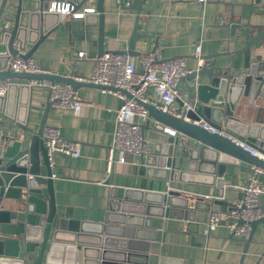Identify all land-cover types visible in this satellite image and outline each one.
<instances>
[{
  "label": "water",
  "instance_id": "water-1",
  "mask_svg": "<svg viewBox=\"0 0 264 264\" xmlns=\"http://www.w3.org/2000/svg\"><path fill=\"white\" fill-rule=\"evenodd\" d=\"M49 1L0 0V80L8 81V91L0 97V264H52L46 261V253L54 241L73 244L78 252L77 264H132L131 258L135 255L125 251L131 250L126 245L131 241L113 238L107 226L108 218L91 224L74 218L68 209L61 212L54 190V163L50 164L47 158L42 138L50 102L46 101L37 127H33L29 125L32 116L30 106L10 101V91L22 93L30 90L29 82L38 80L68 83L74 89L89 86L118 90L130 97V93L122 88L80 81L73 70L62 75L46 70L25 73L5 68L11 57H32L38 45L60 22L58 17L57 21L51 19L58 14L46 11ZM69 1L75 4V9H80L90 0ZM113 1L116 7L135 12L126 48L113 51L131 57L140 55L134 49L136 42L152 37L146 31L138 32L141 13L148 11L152 14L160 0ZM94 5L98 24L97 56H100L106 51L104 0H94ZM70 17V14L65 16L66 19ZM223 23L229 27L231 35L238 30L243 36L241 50L252 48L264 38L262 30L250 36L252 26L248 21L241 22L240 16L236 19L232 16ZM155 44L150 51L156 49ZM218 55L200 56L203 62L181 77L184 86L180 94L183 96L167 109L143 103L148 118L140 128L143 135L147 130L144 136L149 150L139 156V174L152 177L162 170L168 171V167L177 175L197 166L198 170L210 173L214 184L208 204L210 209L219 206L218 210L223 212L226 205L232 206L233 203L223 199L227 189L223 179L226 166L238 164L264 168V160L240 144L264 152V72L258 71L256 62L247 71L231 72L228 67L211 61ZM254 58L261 60L264 55H255ZM237 88L246 97L244 105L233 100ZM203 124L223 133L209 131ZM165 127L176 130V134L169 135L164 131ZM105 181L107 184L110 182ZM128 192L122 186H109L107 216L113 212L126 213L128 218L135 215L132 213L157 215L163 219L162 224L178 219L179 222L186 221L185 232L195 231L196 222L190 215L192 210L188 201L179 197V192L168 189L167 185L162 191L155 192L153 180H150L148 186L139 192L141 198L137 200L132 199ZM241 195L242 191L238 196ZM259 223H264V217L250 222L243 254ZM140 226L143 223L134 225ZM124 229L123 236L134 237L136 228L134 231ZM263 256L264 250L256 264Z\"/></svg>",
  "mask_w": 264,
  "mask_h": 264
},
{
  "label": "crops",
  "instance_id": "crops-1",
  "mask_svg": "<svg viewBox=\"0 0 264 264\" xmlns=\"http://www.w3.org/2000/svg\"><path fill=\"white\" fill-rule=\"evenodd\" d=\"M94 6V0H90L80 9H94ZM104 11L106 50L126 48L135 12L116 7L113 0H104ZM232 16L235 19L240 16L241 22L251 24L250 36L258 30L264 31V0H205L202 3L196 0H160L152 14L142 11L138 32L146 31L152 37L138 40L134 49L141 55L150 51L157 42L156 49L162 58L185 56L186 67L192 70L198 66L193 47L199 42L201 55L219 54L211 61L228 67L231 72L247 71L255 62L259 65L258 71L264 72V59L254 60L255 55H264V38L252 48L241 50L243 36L238 30L231 35L229 27L223 23ZM56 17L60 22L38 45L32 57L41 69L49 72L68 75L73 70L78 77L90 76L94 59L97 58L98 24L95 10L82 18L51 16V19L57 21ZM81 51L83 56L79 57ZM138 56H133L135 68L141 70ZM183 86L180 82V89ZM76 90L84 102L79 111L74 113L68 108L50 106L45 121V126L58 127L63 137L77 141L81 152L78 157L55 154L54 190L61 212L68 209L74 218L91 224L108 218L107 226L113 238L131 241L129 244L126 242L131 250L125 251L135 255L131 258L132 264H256L264 250V223L257 225L244 254V241L231 236L225 225L217 226L209 234L204 233L210 211L216 210V207L210 209L208 205L214 184L210 173L198 170L196 164V167L181 174L176 175L172 169H168L149 177L139 174V156L129 155L128 162L115 164L112 173L107 176L105 156L112 141L115 110L122 99L113 91L95 87L80 86ZM147 92L151 94V88ZM47 96V86L38 83L31 84L30 90H23L22 93L18 90L9 93L11 102L15 100L30 106L32 116L29 125L33 127H37ZM245 99L241 89L237 88L233 100L244 105ZM226 167L223 179L227 189L223 199L231 203L239 197L240 192L234 186H244L251 167L238 164ZM257 178L264 182V175L258 174ZM105 180L110 182L107 184ZM150 180H153L155 192L162 191L167 185L168 189L179 192V197L188 201L192 210L190 215L196 222L194 227L190 226L194 232H185L186 221L173 219L162 224L163 219L157 215L132 213L135 215L128 218L126 213L113 212L107 216L106 195L110 185L126 188L129 196L137 200L141 198L139 192L148 186ZM229 207L226 205V210ZM140 223L143 226L134 227ZM124 228L133 231L136 228L132 231L134 237L123 236ZM46 261L52 264H77L78 252L73 244L54 241L46 253ZM258 264H264V256Z\"/></svg>",
  "mask_w": 264,
  "mask_h": 264
},
{
  "label": "built area",
  "instance_id": "built-area-1",
  "mask_svg": "<svg viewBox=\"0 0 264 264\" xmlns=\"http://www.w3.org/2000/svg\"><path fill=\"white\" fill-rule=\"evenodd\" d=\"M196 1L202 3L205 0ZM74 5L69 0H50L46 11L61 17L70 14L76 18H82L87 13L94 12L93 8L75 9ZM200 44L196 42L193 47L198 65L202 61ZM78 56L82 57L83 51L79 52ZM138 59L141 70H136L133 56L106 50L94 59L90 76L77 78L80 81L122 88L130 93L128 97L118 90L104 89L117 93L122 99L120 106L115 110L112 141L105 156L107 176L112 173L115 164L128 162L129 155L140 156L148 153V140L140 128V124L148 118L147 109L143 103H153L162 109L173 105L181 96V77L190 71L186 67L185 56L162 58L157 49L139 55ZM5 68L25 73L43 72L33 57L23 58L18 55L9 58ZM34 83L47 86V100L51 106L68 108L77 113L84 103L77 90L68 83L38 80L29 82V85ZM148 88H151V94L147 92ZM7 91L8 81L0 80V97L5 96ZM203 126L209 131L223 133L214 127L205 124ZM164 131L172 136L176 134V130L169 127H165ZM42 138L50 164L55 163L56 153L75 157L81 155L79 143L63 137L58 127L44 126ZM240 144L244 149L250 150L253 155L264 160V152ZM250 167V173L245 179L244 186H234L242 191V195L232 201V206L228 210L210 211L204 230L205 234H209L217 226L223 224L233 237L244 241L248 239L250 222L264 217V182L257 178L258 174L264 175V168L255 165Z\"/></svg>",
  "mask_w": 264,
  "mask_h": 264
}]
</instances>
